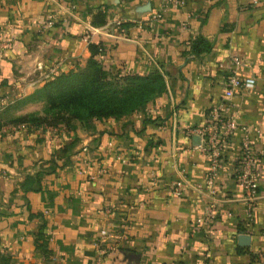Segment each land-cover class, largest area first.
<instances>
[{"label": "crops", "instance_id": "crops-1", "mask_svg": "<svg viewBox=\"0 0 264 264\" xmlns=\"http://www.w3.org/2000/svg\"><path fill=\"white\" fill-rule=\"evenodd\" d=\"M201 37L211 49L194 54ZM90 43L103 45L106 71H159L164 90L142 110L72 128L2 118L9 108L10 120L42 113L45 101L32 94L84 67ZM233 69L256 78L232 99L239 121L260 130L261 197L249 224L234 169L242 132L210 193V160L188 131L221 101ZM0 123V264H264V0H0ZM125 221L129 238L103 254L100 230ZM40 230L49 256L37 247Z\"/></svg>", "mask_w": 264, "mask_h": 264}, {"label": "trees", "instance_id": "trees-1", "mask_svg": "<svg viewBox=\"0 0 264 264\" xmlns=\"http://www.w3.org/2000/svg\"><path fill=\"white\" fill-rule=\"evenodd\" d=\"M96 23H105V17L97 14ZM103 45L90 43L91 57L84 67L72 69L48 79L40 90L39 99L45 101L42 113H28L10 120L12 124L65 125L74 127V122H86L94 118H122L144 109L164 88L159 71L147 75L108 72L97 59ZM206 38H199L191 45V51L199 54L210 51ZM3 124L0 123V128ZM245 224H249L246 222ZM241 230L245 227L241 226ZM48 236L40 230L37 247L49 256Z\"/></svg>", "mask_w": 264, "mask_h": 264}, {"label": "built area", "instance_id": "built-area-1", "mask_svg": "<svg viewBox=\"0 0 264 264\" xmlns=\"http://www.w3.org/2000/svg\"><path fill=\"white\" fill-rule=\"evenodd\" d=\"M175 5H179L184 0H172ZM63 8V7H62ZM160 14H154L153 18H159ZM68 22V17L62 19ZM233 63L242 64L243 60L234 56ZM226 89L220 102L214 104L208 111V115L203 123L191 127L188 131H196L200 135V141L194 146L196 151L206 155L210 160V168L203 183L204 188L212 193L216 185L219 171L223 164V153L230 139L237 133L242 132L241 150L236 156L235 175L240 188L243 190L246 201L245 221L250 223L254 218V212L261 197L259 183L256 173V163L260 153L253 145L252 137L259 129L239 121V110L233 102L236 89H251L256 84L255 77H242L236 69L224 72ZM103 172V170H100ZM186 182L181 179L174 183L173 191L180 194L186 187ZM201 188V185H198ZM201 221V219H199ZM129 238V224L127 221L120 224L116 230L103 228L100 230L96 244L102 248L103 254L116 251Z\"/></svg>", "mask_w": 264, "mask_h": 264}, {"label": "water", "instance_id": "water-1", "mask_svg": "<svg viewBox=\"0 0 264 264\" xmlns=\"http://www.w3.org/2000/svg\"><path fill=\"white\" fill-rule=\"evenodd\" d=\"M251 236L249 234H243L240 236V243L243 245H248L250 243Z\"/></svg>", "mask_w": 264, "mask_h": 264}, {"label": "rangeland", "instance_id": "rangeland-1", "mask_svg": "<svg viewBox=\"0 0 264 264\" xmlns=\"http://www.w3.org/2000/svg\"><path fill=\"white\" fill-rule=\"evenodd\" d=\"M32 96H34V97H39L40 96V93L38 94V93H34V94H32ZM9 103V102H8ZM10 109V110H9ZM7 111H8V113H6V114H2L3 116H2V118H5L6 120H7V117H8V120L10 121V117H9V115L11 114V112H14V111H11V109L12 108H9ZM12 118V117H11Z\"/></svg>", "mask_w": 264, "mask_h": 264}]
</instances>
